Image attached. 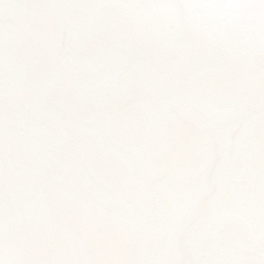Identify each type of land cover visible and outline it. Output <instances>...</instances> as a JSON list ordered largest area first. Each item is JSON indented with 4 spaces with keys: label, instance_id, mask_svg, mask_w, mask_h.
<instances>
[{
    "label": "snow or ice",
    "instance_id": "1",
    "mask_svg": "<svg viewBox=\"0 0 264 264\" xmlns=\"http://www.w3.org/2000/svg\"><path fill=\"white\" fill-rule=\"evenodd\" d=\"M0 264H264V0H0Z\"/></svg>",
    "mask_w": 264,
    "mask_h": 264
}]
</instances>
